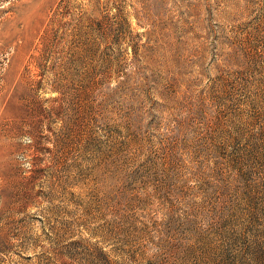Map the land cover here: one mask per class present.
Here are the masks:
<instances>
[{
    "label": "rangeland",
    "instance_id": "1",
    "mask_svg": "<svg viewBox=\"0 0 264 264\" xmlns=\"http://www.w3.org/2000/svg\"><path fill=\"white\" fill-rule=\"evenodd\" d=\"M0 264H264V0H0Z\"/></svg>",
    "mask_w": 264,
    "mask_h": 264
}]
</instances>
